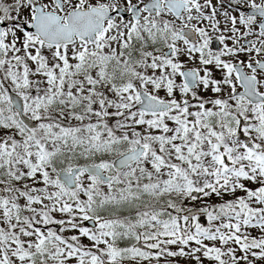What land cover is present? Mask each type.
<instances>
[{
  "label": "snow or ice",
  "instance_id": "obj_1",
  "mask_svg": "<svg viewBox=\"0 0 264 264\" xmlns=\"http://www.w3.org/2000/svg\"><path fill=\"white\" fill-rule=\"evenodd\" d=\"M0 264H264V0H0Z\"/></svg>",
  "mask_w": 264,
  "mask_h": 264
}]
</instances>
